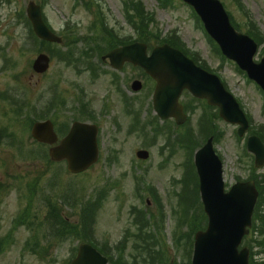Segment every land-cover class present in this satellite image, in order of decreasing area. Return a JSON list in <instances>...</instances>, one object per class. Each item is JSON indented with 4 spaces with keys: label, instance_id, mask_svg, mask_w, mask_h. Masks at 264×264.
Returning <instances> with one entry per match:
<instances>
[{
    "label": "rangeland",
    "instance_id": "obj_1",
    "mask_svg": "<svg viewBox=\"0 0 264 264\" xmlns=\"http://www.w3.org/2000/svg\"><path fill=\"white\" fill-rule=\"evenodd\" d=\"M30 1L46 5L44 13L47 21L59 34L62 33L66 22L71 19L79 27L74 34L86 33L95 22L93 13H102L109 24L118 28L119 32L122 28L126 30L127 26L124 20L123 0H98L100 3L93 6V11L84 4L75 5L74 0H0V239L4 237L11 239L1 245V250L5 253L0 256V264L70 262L73 245L76 246L83 240L78 234L81 225L80 218L77 217L78 210L72 214L69 207L63 209L69 212L65 216L74 226L63 230L60 239L53 241L52 245L61 244L56 252L39 250L36 252L38 256L34 255L31 250L34 245L33 239L35 244L38 243L42 233H34L32 238V233L25 228L26 223L32 224L34 229L40 225L46 214L45 198L48 191L53 188L63 196L67 191H75V195L67 199L75 202L78 199L89 202L93 200L95 193L102 189H106L107 192L108 189L107 196L105 192L100 204L94 206L91 217L97 220L98 241L110 244L100 246L117 250L115 252L117 264L125 262L164 264L167 258L169 263L173 264L188 263L186 241L176 242L175 231L178 220L188 219V222L191 220L188 224L190 230L206 224L200 214L195 171L191 163L195 150L207 139L206 136L215 133L205 126H199L204 113L209 117L214 111L204 110L201 103L191 102L189 104L191 121L187 127L179 130L180 133L185 132L182 135L184 136L182 147L178 148L177 145L173 149V146L168 147L166 137H155L146 127L143 130L146 122L150 124V121H153L150 115L151 107L139 103L141 100L147 101V93L134 96L137 101L133 108L137 110L141 120L146 121L143 122L144 126L133 125L132 119L126 114L123 100L126 92H123V96L117 93L114 86L118 87L119 82L113 85L112 77L108 75L111 71L104 65H98V79L91 72L82 69L80 71L57 62L47 74L37 75L32 70V64L41 46L31 43L29 29L23 16ZM133 1L135 7H131V10L133 9L134 17L155 13L156 22H152L150 28L156 33L162 32L163 36L176 31L187 48L195 52L223 78L228 89L253 120L254 126H264V95L261 90L249 82L235 64L222 61L187 5L181 0H172L173 5L165 9L157 0ZM241 1L264 34V0ZM223 2L235 21L241 24L243 31H246L248 22L246 15L235 6L234 0ZM144 25L147 27L149 24L144 22ZM128 31L127 29L126 32ZM68 33L69 30H66L64 34ZM38 46L39 50L32 52ZM261 57L260 55L257 57L258 61ZM134 74L136 71L128 70L124 82L127 83ZM117 76L121 82L122 74ZM55 83L59 84L58 95H63L62 99L64 98L67 103L66 108L54 114L59 122L71 121V117L76 113V100L79 97L88 99L91 107L98 113L101 126L99 136L101 159L79 176L66 173L63 175V172L67 171L65 163L48 164L45 160L44 146L41 145L42 148H39L31 137L29 122L24 119L25 112L12 108L8 102L11 95L21 96L25 91L32 103L43 107L44 103L40 101L49 98L48 90ZM128 96L132 97L131 94ZM183 99L184 102H188L185 97ZM216 123L223 132V135L220 134L217 138L216 149L222 156L225 183L227 188H230L238 178L241 180L249 178L253 160L246 155L247 151L244 149L246 138L240 140L237 136L238 128L222 120H217ZM208 126L211 127L210 123ZM12 133L16 136L13 142ZM139 149L149 150L150 158L139 160L136 156ZM262 172L264 173V170ZM52 181L54 186L51 185ZM149 184L159 193L161 207L156 197L149 195L147 191ZM187 196H190V200L185 203ZM88 208H91V205ZM137 209L141 211L147 209L146 220H152L159 227L153 229L150 225L140 232L136 224L142 214ZM197 214L199 215L196 219ZM23 218L25 219L18 224L17 222ZM160 228L164 231L162 232ZM183 230H186V227ZM146 233L154 234L155 237L148 238ZM141 235L143 237L139 238ZM257 236L252 235L250 238L254 240ZM250 238L243 246H247ZM139 240L147 241L152 252L142 250L139 247L141 244ZM258 251L260 248L256 247L255 253ZM262 257L263 255L258 256L255 261L261 263Z\"/></svg>",
    "mask_w": 264,
    "mask_h": 264
},
{
    "label": "water",
    "instance_id": "obj_2",
    "mask_svg": "<svg viewBox=\"0 0 264 264\" xmlns=\"http://www.w3.org/2000/svg\"><path fill=\"white\" fill-rule=\"evenodd\" d=\"M195 7L208 26L210 34L220 43L225 55L235 60L250 77L264 89V60L257 65L253 58L257 45L247 36L238 34L230 25L227 14L218 0H184ZM35 33L43 40L59 41L45 25L41 8L35 4L28 7ZM138 49H123L110 56L123 55L125 59L138 60ZM140 63L158 80L155 107L162 118L175 117L178 124L186 121L183 107L178 104L183 89H189L196 97L206 98L211 105L221 109L226 121L241 126L239 135L244 136L249 128L248 120L235 98L226 91L215 76L186 59L179 51L168 46L157 48L151 57L140 55ZM49 67V58L39 57L35 70L43 73ZM170 104L168 109H164ZM32 134L40 142L53 143L56 135L50 122L35 124ZM249 151L256 156V166L264 167V145L255 136L249 138ZM96 130L77 124L62 145L52 151L54 160L68 161L69 170L78 173L86 170L98 160ZM140 158L146 159L148 152L140 151ZM200 178V191L205 211L209 216L206 232L196 235L193 264H249V249L239 252L247 228L252 226V217L259 193L255 182H238L226 193L223 182V165L213 148V139L196 154ZM94 248L84 244L72 264H107Z\"/></svg>",
    "mask_w": 264,
    "mask_h": 264
},
{
    "label": "trees",
    "instance_id": "obj_3",
    "mask_svg": "<svg viewBox=\"0 0 264 264\" xmlns=\"http://www.w3.org/2000/svg\"><path fill=\"white\" fill-rule=\"evenodd\" d=\"M162 2L163 0H159ZM166 6V5H163ZM146 20H149L146 18ZM251 36H254L257 40V35L253 34L251 31L249 32ZM263 41V39H262ZM173 45L179 47V44L174 43ZM253 175H256L255 172H253ZM255 180L257 181V186L260 191V200L258 202L255 217H254V232L258 235L257 240L255 241L256 245L263 249L264 253V213L262 212V208L264 207V177L259 180L258 176H254ZM197 191V190H196ZM61 209L58 205L57 201L49 200L48 204V215H47V221L50 225V228L52 229V234L56 236V238H60L61 232L63 230H66L69 228V225L62 221L61 219ZM38 228V227H37ZM34 229V232L36 233V229ZM89 233H86L83 237H87ZM9 241L10 239L5 238L2 239L0 242V245H4L6 241ZM35 248H32V251L36 254L37 251H49L51 250V245H44V241H40L39 245H34ZM2 246H0L1 250ZM1 252V251H0ZM252 264H255L254 259L251 260ZM264 264V263H263Z\"/></svg>",
    "mask_w": 264,
    "mask_h": 264
},
{
    "label": "flooded vegetation",
    "instance_id": "obj_4",
    "mask_svg": "<svg viewBox=\"0 0 264 264\" xmlns=\"http://www.w3.org/2000/svg\"><path fill=\"white\" fill-rule=\"evenodd\" d=\"M125 69V68H124Z\"/></svg>",
    "mask_w": 264,
    "mask_h": 264
}]
</instances>
